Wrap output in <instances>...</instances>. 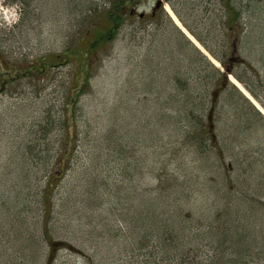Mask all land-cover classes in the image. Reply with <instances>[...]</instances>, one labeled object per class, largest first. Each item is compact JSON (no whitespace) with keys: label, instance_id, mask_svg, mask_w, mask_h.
Here are the masks:
<instances>
[{"label":"trees","instance_id":"16d2710c","mask_svg":"<svg viewBox=\"0 0 264 264\" xmlns=\"http://www.w3.org/2000/svg\"><path fill=\"white\" fill-rule=\"evenodd\" d=\"M140 1L142 0H115L106 9H102L107 28L102 31L92 28L95 24L92 17L89 22L91 28H87V31L90 34L92 30L93 37L85 40L88 35L86 34L81 39L85 48H70L67 50H71L70 52L65 51V60L71 55L79 56L83 53L86 58L92 50L108 43L115 27L117 29L123 25L129 7ZM250 1L249 12L254 16V21L248 20V28L240 4H234L233 0H223L222 3L225 9V35L231 40L232 50L239 53L247 48L245 44L249 39H260L256 29L263 30L261 41L256 42L262 46L264 41V18H261L255 1ZM3 3L23 6L26 2L8 0ZM130 12L131 10L129 14ZM156 16L150 14V18L154 20ZM143 18L144 16H138L140 21ZM167 19L169 26L176 32L178 43H189L193 49L192 59L202 63L215 75L212 79L214 87L212 93L206 95L208 106L203 110L206 103L205 94L194 96L189 92L188 78L181 71L184 60L178 59V69H175L172 75L169 65H164V75L171 76L166 87L175 90L180 88L184 95L179 100L169 96L166 105L168 108L175 107L174 111L169 115L162 113L154 117L151 124L154 129L151 131L155 138V131L164 127L171 126L179 131L181 136L186 132L183 136L193 140L203 156L207 155L204 156V161L201 160L202 175L195 173L194 179L184 177L183 182H180L177 177L170 178L168 173L161 172L153 176L157 181L155 186L145 185L142 179L147 175V170L141 163L151 147L141 146V151H136L135 148L139 144L144 142V146L148 145L141 134L137 135L129 127L119 125L115 120L102 132L89 121L77 118L81 95L79 90L89 80L90 64L86 61L87 58L83 59L84 62L82 60L80 64L74 65L79 69L85 67L86 77L83 75L82 82L73 84L64 95L59 119H51L50 107L43 109L45 116L42 118L46 123L41 121L37 125L39 150L36 148L37 144L32 142L25 147V153L30 156L31 161L35 157H38L39 161L25 163L24 176L15 179V182L12 181V189L8 192L0 190V256H8L0 258V264H107L105 259L95 257L96 252L86 253L88 250H79L66 241L61 231L71 234L73 230L70 226L58 223L60 216L56 212V205L60 203H56L55 198L58 197L55 196L59 195L60 188L64 187L65 176L69 172L73 173L75 166L78 169H75L77 177L73 180L72 192L78 197L77 200L90 212L109 209L112 213L109 231L115 236H119L121 232L125 235L124 246L118 250L117 264H264V188L259 186L258 190L252 191L250 188L246 191L248 185L252 186L249 179L255 177L250 168L241 172L243 179L239 181V178L226 176L228 173L231 175L232 167H225L222 164L223 159H213L214 153L222 152L221 144H218L216 138L218 134L215 123V110L222 89L229 90L224 97L227 102L233 106L242 104L243 111L242 107L239 108L241 114H246L245 119L254 131L259 130L260 124L264 128L263 114L231 84L227 79L228 74L233 75L264 110V71L261 74L252 65H245L254 80L242 78L227 65L225 58L218 57L191 31L209 54L223 65L224 70L220 71L200 49L185 38L170 18ZM236 60L244 61L243 58ZM6 65L7 69L3 72L2 67ZM51 65L52 61L48 64L40 61L37 67L35 60L24 65L23 62L16 63L1 58L0 80L13 81L19 75L39 79ZM80 78L81 75L78 80ZM250 82H256L258 90L251 86ZM180 101L183 104L179 106ZM197 110L204 113V118ZM52 121L57 122L59 129L63 130L60 138L53 140L49 135L52 128H58L49 125ZM152 139L155 140L153 137ZM84 157L89 159V163L83 165L82 161L80 165H76L77 160ZM215 167L222 170L226 184L222 178L221 182L226 188L224 191L218 190L219 194L216 192L212 196V203L207 202V205L201 206L206 208L196 210L198 207L190 204H197L196 198H199L200 194L203 198L208 196V179L211 178L209 172ZM151 171L153 170L148 168V173ZM190 171L193 173L194 169L190 168ZM194 184H197L200 193H195ZM59 199L62 200V197L59 196ZM61 205L62 203L60 207ZM71 240L74 242V238ZM61 248L71 251H68V254L58 252ZM15 253L17 256L9 257ZM75 257L81 259L78 261Z\"/></svg>","mask_w":264,"mask_h":264},{"label":"rangeland","instance_id":"374dc122","mask_svg":"<svg viewBox=\"0 0 264 264\" xmlns=\"http://www.w3.org/2000/svg\"><path fill=\"white\" fill-rule=\"evenodd\" d=\"M3 1L8 0H0V59L23 62L24 65L35 60L37 67L40 61L46 64L52 61L53 65L39 79L19 75L13 81L0 80L2 83L0 86V190L8 192L12 189V181L24 176L25 163L39 161L38 157L31 161L30 156L25 153V147L32 142L37 144L36 148L39 150L37 125L41 121L46 123L42 118L45 116L43 109L50 107L51 119H59L64 95L73 84L82 82L83 75L86 77L85 67L79 69L74 64H80L86 58L90 64L89 80L79 90L81 95L77 118L89 121L98 131L104 132L106 126L115 120L119 125L129 127L137 135L141 134L148 145L144 146L143 142L135 148L136 151H141V146L151 147L141 163V166L147 170L145 172L147 175L142 179L145 185L155 186L157 181L153 176L161 172L168 173L170 178L177 177L180 182H183L184 177L193 178L195 173L202 175L201 160L204 161V156L207 155L203 156L193 140L183 136L186 132L181 136V133L171 126L164 127L160 131H155L157 136L155 138L151 131L154 129L151 126L154 117L162 113L169 115L174 111L175 107L168 108L166 105L169 96L172 95L179 100L184 95L180 88L175 90L166 87L171 76L164 75V65H169L172 75L174 70L178 69V59L184 60L181 71L188 78L189 92L194 96L205 94L206 103L203 110L208 106L206 95L212 93L214 87L212 79L215 77L210 69L192 59L193 49L189 43L186 41L178 43L176 32L167 22V18L171 19V17L166 9L163 7L156 9L153 14V16L157 15L155 20L150 18L157 0H142L131 5L129 7L131 14L127 10L123 25L117 29L115 27L108 43H103L100 48L92 50L86 58L83 53L79 56L71 55L66 60L65 51L68 49L85 48L81 44V39L89 33L87 28H91L89 22L92 17L95 23L92 28L99 31L107 28L108 24L101 10L106 9L115 0H25L23 6L16 3L5 4ZM161 1L163 5L167 3L172 8L183 26L188 28L189 31L185 28L188 34L192 31L199 36L218 57L225 58L227 65L242 78L254 80L245 65H252L263 74L264 41L262 46L257 43L262 39L263 30L256 29L255 32L260 35V39L257 37L249 39L245 44L247 48L242 52L232 50L231 40L225 35L226 28L223 25L225 18L223 0ZM254 1L260 10L261 18H264V0ZM233 2L242 6V14L248 28V20L254 21V16L249 12L251 1L233 0ZM140 13L144 14L142 21L138 19ZM171 22L173 23L172 19ZM93 35L94 32L91 30V33L85 36V40H90ZM189 38L194 40L191 35ZM199 47L207 58L213 59V62L217 60L202 44ZM237 58H243L244 61L236 60ZM213 64L220 71L224 70L222 64L218 62L217 66ZM6 69L7 65L2 67L3 72ZM80 75L81 78L78 80ZM250 85L258 90L256 82H250ZM227 92L229 90L222 89L215 110L218 134L216 138L218 144H221L222 152L214 153L213 159L217 161L223 159L222 164L225 167H232L231 175L228 173L226 176L239 178V181L243 179L241 172L250 168V172L255 177L249 179L252 186L248 185L246 191L250 188L252 191L258 190L259 186L264 188V177H262L264 128L260 124L258 133L254 131L245 119L246 114H241L239 108L242 104L233 106L226 101L224 97ZM178 103L179 106L183 104L181 101ZM243 109L244 107L241 110ZM197 113L201 116L204 114L198 110ZM49 125L58 128H52L49 135L51 139L60 138L63 130L59 129L58 123L52 121ZM77 161L76 165H80L82 161L83 165L89 163V159L85 157ZM75 167L77 170L78 167ZM218 167L209 172L211 173V178L208 179L209 189L205 186L208 189V196L203 198L200 194L199 198H196L197 204H190L198 207L196 210L206 208L201 206L207 205V202L212 203V196L218 190L224 191L226 188L221 182L222 178L223 183L226 184L225 176ZM148 168L153 171L148 173ZM190 168L194 169L193 173ZM75 169L73 173L68 171L65 180L62 179L64 187L60 188L59 195L55 196L58 197L55 198L56 203H62L61 207L60 204L56 205V212L60 216L59 225L70 226L73 230L71 234L61 231L63 237L77 249L88 250L86 253L89 254L96 252L95 257L98 259H105L107 264H117L118 250L124 246L125 235L121 232L119 236H115L109 231L112 214L109 209L90 212L83 207L81 201L77 200L78 197L72 192L73 180L77 177ZM193 187L196 188V194L200 193L197 184ZM68 251L71 250L65 248L58 250L64 254H68ZM15 256L16 253L9 257ZM4 257L8 256H0V258ZM75 258L78 261L81 259Z\"/></svg>","mask_w":264,"mask_h":264},{"label":"bare ground","instance_id":"6f19581e","mask_svg":"<svg viewBox=\"0 0 264 264\" xmlns=\"http://www.w3.org/2000/svg\"><path fill=\"white\" fill-rule=\"evenodd\" d=\"M164 7H165L167 13L169 14V16L172 17V19H173V21L175 22V24H177V26H179V27L183 30V32H184L187 36L190 37L191 34H188L187 31H186L187 29L185 30V28L182 27V26H183V25H181L182 23L180 22L179 18L175 16V14L173 13L172 9H171L167 4H165ZM191 36H192V35H191ZM192 37H193V36H192ZM192 41H195L194 43L197 45V47L201 45V44H199V43L196 41L195 38H194V40H192ZM199 48H200V47H199ZM212 60H213V59H212ZM214 63H215L216 66L218 65L217 62H216V60H214ZM229 79H231V82L234 83L239 89H241L243 95H245L249 100H251V102L253 103L254 107H256L258 110H260V111L264 114V110H263V108L261 107V105L259 104V102H258L257 100H254V99L252 98V96L248 93V91H247L246 89H243V88H242V85L238 82V80L235 79L233 76H229Z\"/></svg>","mask_w":264,"mask_h":264},{"label":"water","instance_id":"95a60500","mask_svg":"<svg viewBox=\"0 0 264 264\" xmlns=\"http://www.w3.org/2000/svg\"><path fill=\"white\" fill-rule=\"evenodd\" d=\"M160 4V1H157L156 4H155V7H158Z\"/></svg>","mask_w":264,"mask_h":264},{"label":"flooded vegetation","instance_id":"af4514ba","mask_svg":"<svg viewBox=\"0 0 264 264\" xmlns=\"http://www.w3.org/2000/svg\"><path fill=\"white\" fill-rule=\"evenodd\" d=\"M161 8V7H160ZM154 11V10H153Z\"/></svg>","mask_w":264,"mask_h":264}]
</instances>
